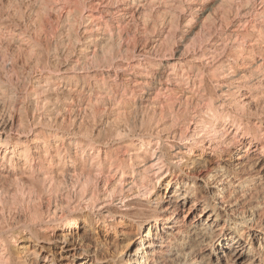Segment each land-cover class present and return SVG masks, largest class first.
Instances as JSON below:
<instances>
[{
  "label": "bare ground",
  "instance_id": "1",
  "mask_svg": "<svg viewBox=\"0 0 264 264\" xmlns=\"http://www.w3.org/2000/svg\"><path fill=\"white\" fill-rule=\"evenodd\" d=\"M0 264H264V0H0Z\"/></svg>",
  "mask_w": 264,
  "mask_h": 264
},
{
  "label": "rangeland",
  "instance_id": "2",
  "mask_svg": "<svg viewBox=\"0 0 264 264\" xmlns=\"http://www.w3.org/2000/svg\"><path fill=\"white\" fill-rule=\"evenodd\" d=\"M222 214L223 213L221 212V215ZM220 217H221V220H222L223 219V215L220 216ZM114 244L109 243V245L107 247H105L106 249L105 248H104L105 250L103 249V251L101 252V255L102 256H107V257H109V256H115L114 254H117V252L120 249V247H122L124 245V243H122V242H121V244L120 243H118L117 245H116V243H114ZM52 249H53V247H51L49 250H52Z\"/></svg>",
  "mask_w": 264,
  "mask_h": 264
}]
</instances>
